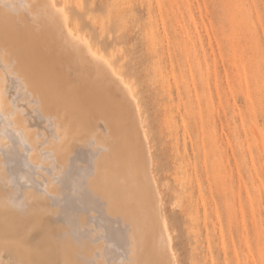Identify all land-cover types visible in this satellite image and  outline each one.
<instances>
[{"label":"bare ground","instance_id":"bare-ground-1","mask_svg":"<svg viewBox=\"0 0 264 264\" xmlns=\"http://www.w3.org/2000/svg\"><path fill=\"white\" fill-rule=\"evenodd\" d=\"M151 144L64 1L0 0V264H179Z\"/></svg>","mask_w":264,"mask_h":264},{"label":"rangeland","instance_id":"rangeland-1","mask_svg":"<svg viewBox=\"0 0 264 264\" xmlns=\"http://www.w3.org/2000/svg\"><path fill=\"white\" fill-rule=\"evenodd\" d=\"M61 1L139 98L179 264H264V0Z\"/></svg>","mask_w":264,"mask_h":264}]
</instances>
